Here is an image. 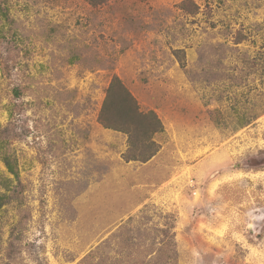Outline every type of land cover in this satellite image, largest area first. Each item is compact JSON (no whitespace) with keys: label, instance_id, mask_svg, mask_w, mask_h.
Returning <instances> with one entry per match:
<instances>
[{"label":"rangeland","instance_id":"1","mask_svg":"<svg viewBox=\"0 0 264 264\" xmlns=\"http://www.w3.org/2000/svg\"><path fill=\"white\" fill-rule=\"evenodd\" d=\"M0 34V264H264V0H0Z\"/></svg>","mask_w":264,"mask_h":264},{"label":"trees","instance_id":"2","mask_svg":"<svg viewBox=\"0 0 264 264\" xmlns=\"http://www.w3.org/2000/svg\"><path fill=\"white\" fill-rule=\"evenodd\" d=\"M93 4H100L106 0H89ZM2 35L0 34V40ZM183 51L175 50L182 63L180 54ZM98 120L103 127L123 132L128 136V151L125 155L128 160H149L158 150L153 141V135L163 131V125L153 110L142 111L130 93L117 76H113L103 99ZM248 121H239L241 126ZM2 160L9 173L16 175L14 165L10 158L5 155ZM11 179L0 174V187L6 192L0 194V207L8 202L10 195L8 191Z\"/></svg>","mask_w":264,"mask_h":264}]
</instances>
